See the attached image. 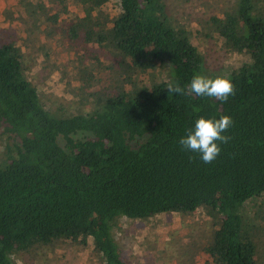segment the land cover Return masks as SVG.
<instances>
[{
  "label": "trees",
  "instance_id": "16d2710c",
  "mask_svg": "<svg viewBox=\"0 0 264 264\" xmlns=\"http://www.w3.org/2000/svg\"><path fill=\"white\" fill-rule=\"evenodd\" d=\"M40 1L46 9L32 0L23 11L38 16L32 26L41 33L57 27L76 59L86 57V73L70 92H82L90 108L55 107L26 78L18 45L31 26L0 38V264L55 242L90 249L98 264H127L115 236L122 225L197 211L211 231L188 245L191 257L264 264V0H230L207 17L238 55L220 73L164 0H74L64 17L52 0ZM98 72L107 76L94 83ZM197 73L229 77L235 95L224 102L169 94V83L187 90ZM130 84L138 89L127 90ZM222 115L233 120L223 133L230 139L217 142L211 163L179 144L199 117ZM191 259L180 257L181 264Z\"/></svg>",
  "mask_w": 264,
  "mask_h": 264
},
{
  "label": "rangeland",
  "instance_id": "374dc122",
  "mask_svg": "<svg viewBox=\"0 0 264 264\" xmlns=\"http://www.w3.org/2000/svg\"><path fill=\"white\" fill-rule=\"evenodd\" d=\"M32 0H0V38H9L8 32L24 33L31 26V34L19 43L18 52L22 56V68L26 78L35 84L43 96L52 105L70 103L76 112L88 110L90 106L80 100L82 92L72 91L77 87L86 73L81 64L86 57L77 58L75 49L66 45L54 27L52 31L40 32L39 27L32 26L38 16L32 10L23 11L24 5ZM44 1V0H42ZM74 0H52L53 9L63 17L72 14L75 9ZM76 1V0H75ZM33 4L44 5L47 2L33 0ZM180 15V18L190 27L191 42L197 46L205 64L213 73L225 72L234 65L238 55L222 45L215 36L206 19L213 13L231 4L230 0H164ZM39 6V7H41ZM47 12V11H46ZM105 72H98L93 81L105 78ZM113 77V76H111ZM140 80L149 86L147 75L142 74ZM108 81H104L106 84ZM69 84V85H68ZM132 91L138 89L136 84L125 87ZM96 88H91L94 92ZM116 92V91H114ZM76 95H75V94ZM59 144H63L60 141ZM3 135L0 134V158L4 157ZM211 231L209 219L201 211L187 217L181 215H159L149 221L129 222L115 231L120 252L127 264H181L182 259L192 258L194 264H202L199 255L191 257L190 245L193 240L202 242L204 235ZM33 256L25 257L15 264H98L99 257L88 248L72 246L63 242L49 245L48 250L33 247Z\"/></svg>",
  "mask_w": 264,
  "mask_h": 264
},
{
  "label": "clouds",
  "instance_id": "9594fccd",
  "mask_svg": "<svg viewBox=\"0 0 264 264\" xmlns=\"http://www.w3.org/2000/svg\"><path fill=\"white\" fill-rule=\"evenodd\" d=\"M169 94H195L197 97H213L226 102L229 96L235 95V88L227 76L206 77L195 74L191 78L187 90L178 83H169ZM233 124L229 115H222L219 119L199 117L186 137L179 140L183 149L200 155L204 163H211L221 152L217 142L227 143L230 137L223 135Z\"/></svg>",
  "mask_w": 264,
  "mask_h": 264
}]
</instances>
